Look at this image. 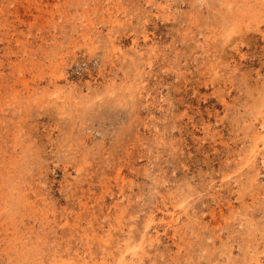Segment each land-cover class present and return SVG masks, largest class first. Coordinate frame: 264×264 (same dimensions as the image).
<instances>
[{"label":"rangeland","instance_id":"obj_1","mask_svg":"<svg viewBox=\"0 0 264 264\" xmlns=\"http://www.w3.org/2000/svg\"><path fill=\"white\" fill-rule=\"evenodd\" d=\"M0 264H264V0H0Z\"/></svg>","mask_w":264,"mask_h":264}]
</instances>
